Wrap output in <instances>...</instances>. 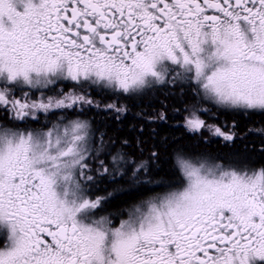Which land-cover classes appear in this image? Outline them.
<instances>
[{"label":"snow or ice","instance_id":"1","mask_svg":"<svg viewBox=\"0 0 264 264\" xmlns=\"http://www.w3.org/2000/svg\"><path fill=\"white\" fill-rule=\"evenodd\" d=\"M161 88L191 95L187 133L246 138L204 117L264 120V0H0V264H264V129L178 151L164 190L108 211L151 171L81 116Z\"/></svg>","mask_w":264,"mask_h":264},{"label":"trees","instance_id":"2","mask_svg":"<svg viewBox=\"0 0 264 264\" xmlns=\"http://www.w3.org/2000/svg\"><path fill=\"white\" fill-rule=\"evenodd\" d=\"M169 93L167 91H153L151 94L147 95L142 99H137L135 101L120 100L121 104H125L129 107V111L124 113L123 119L116 121L113 119L115 114L105 115L104 113H94L90 112V115H85L86 120L93 122L96 128H100L101 133L106 134L107 137H111L117 140V145H120L121 149L127 155L130 152H142L141 149L145 150V154L150 156L153 151H158L160 154V159L156 160V165L152 167L158 168V170L153 171L156 173V181L160 180L165 183L168 182L169 178L173 175V165L175 155L178 151H183L189 154H207L212 156V153H216V157H230L234 152L240 151L244 144L234 145L231 147H217L213 148L211 145H198L199 143L193 138L189 137L181 128L170 129L163 125L157 127L152 124V127L143 129L141 132L139 129L142 125L146 124L145 119L142 118L138 113L141 114H154L162 110H167V114H172V107L179 109L182 107V102L185 101L186 96H174L171 98H166L163 95ZM157 94V95H156ZM111 102V101H109ZM119 102V101H118ZM238 130L245 131L247 133V128L249 126H259L262 124L264 126V120L260 117H240L237 121ZM155 129V133H153ZM125 138L129 141V146H121L119 140ZM249 143H259V139H248ZM115 146V145H114ZM104 155V153H102ZM257 162L264 163V159L254 157ZM125 189L128 185L123 186ZM145 193V191H138L134 194L121 195L119 199L113 200L111 206L114 208H119L127 203L129 200H135L137 197Z\"/></svg>","mask_w":264,"mask_h":264},{"label":"flooded vegetation","instance_id":"3","mask_svg":"<svg viewBox=\"0 0 264 264\" xmlns=\"http://www.w3.org/2000/svg\"><path fill=\"white\" fill-rule=\"evenodd\" d=\"M160 90H164V91H167L169 93H165V94H159V95H163L165 96L166 98H171V97H174V96H181V97H184L182 95H180V93L178 92H170L168 89H165V88H161ZM157 95V94H156ZM190 101L191 100V95H187L186 96V99L185 101ZM184 101V102H185ZM184 102H182V107L179 109H176V107H172L171 110H172V114L168 115L167 114V121L166 122H151V123H146L144 125H142L143 129L145 128H150L152 127V124H155L157 127H161L163 125L167 126L168 128L174 130V129H178V128H181L189 137L193 138L194 140H196L199 144L198 145H207V146H212L213 148H219V147H229V146H226L223 142H221L220 140L216 139V138H207L205 140H201L198 136H195L193 134H190V133H187L183 127V107H184ZM205 107H208V105H205ZM147 115H152L150 113H147ZM244 117L246 118L247 116H244V115H240V114H231V113H224V114H217L216 116H212V117H208V116H205L204 118L207 119L209 121V123H212V122H215V123H218V124H222V125H227V126H231L233 123L236 124L237 126V130H238V124H237V121H238V118L240 117ZM82 118L85 117V115L81 116ZM121 119H123V116H121ZM95 127V126H94ZM96 128V127H95ZM100 130V128H98ZM249 129H252L253 131H249ZM261 129H264V126L262 124H260L259 126H249V128H247V133H245V131H240L238 130V133L241 137H244L245 134H246V138H243V139H240L238 138L236 141H235V145L239 146V145H242L243 143H249L248 139H259L261 138L260 136V132L258 130H261ZM253 142V141H252ZM259 142V141H258ZM217 145L219 147H217ZM129 146V144H128ZM117 152H120L122 155L125 156V158L129 161L130 165L135 167L136 165H138L139 163L141 162H144L148 165L150 171H151V175L150 176H145L144 179H151L153 181L152 184H149L147 185V187L139 190L140 191H145V193H143L142 195H140L138 198H141V197H148V196H151V195H154L156 192H159V191H162L164 190L165 186L167 183L163 182V181H156V173L153 171L154 170H158V168L156 167H152V165H156V161H150L149 160V156H147L145 153V150H143L142 152H139V153H136V152H130V154H126L124 153V151L121 149L120 145H117V143L115 144V146L112 148L111 150V155L109 157V159L111 158V156H114ZM103 156V154H102ZM175 161V159H174ZM153 168V169H152ZM122 185H126L127 186V183H124L122 182ZM105 189L107 190H111V184L110 183H105V184H101L100 186V189L99 191L97 192L98 195H103L105 193ZM138 191L136 190H131V191H128L127 194H134ZM136 200V199H135ZM126 205V204H125ZM125 205L121 206V207H124ZM119 207V208H121ZM119 208H114L112 206H110L109 210L110 212H113L115 213Z\"/></svg>","mask_w":264,"mask_h":264},{"label":"rangeland","instance_id":"4","mask_svg":"<svg viewBox=\"0 0 264 264\" xmlns=\"http://www.w3.org/2000/svg\"><path fill=\"white\" fill-rule=\"evenodd\" d=\"M118 103H120V101H119ZM120 104H121V103H120ZM94 113L97 114V112H95V111H94ZM90 114H91V113L88 112V113H86L85 115H90ZM112 114H114V113H112ZM81 119H86V118H82V117H81ZM214 154H216V153H212V156L207 155V154H202V155H206V156H208V157H216V155H214ZM198 155H200V154H198ZM109 157H110V156H109ZM221 158H224V157H221ZM174 163H175V161H174Z\"/></svg>","mask_w":264,"mask_h":264}]
</instances>
